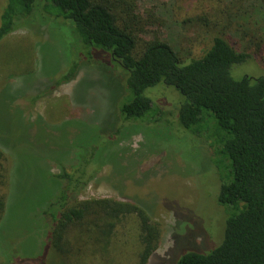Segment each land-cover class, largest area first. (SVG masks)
I'll use <instances>...</instances> for the list:
<instances>
[{"label":"rangeland","instance_id":"1","mask_svg":"<svg viewBox=\"0 0 264 264\" xmlns=\"http://www.w3.org/2000/svg\"><path fill=\"white\" fill-rule=\"evenodd\" d=\"M259 3L134 0L137 50L145 41L161 40L185 56L199 53L219 36L255 59L233 67L234 79L261 76L264 12L257 15ZM4 4L0 0V13ZM68 36L56 25H30L0 42V146L11 166L10 194L0 222V264H24L23 259H30L29 264H70L66 256L67 260L52 256L50 262L48 256L45 263L41 257L42 212L65 185L51 180L48 172L61 174L91 152L93 164L104 166L79 199L108 198L142 207L160 228L158 247L148 264H172L174 245L178 251H210L222 236L226 213L217 203L216 172L197 150L199 139L192 131L178 136V122L173 129L178 138L169 137L163 125L130 129L135 132L126 140L104 139L118 128L127 72L97 49L92 58H80L74 80L55 87L75 57L86 53L71 45ZM153 93L169 96L156 98L167 105L177 101L170 91ZM138 227L135 214L121 217L108 244L100 242L94 249L75 245L81 251L71 257V264H137Z\"/></svg>","mask_w":264,"mask_h":264},{"label":"trees","instance_id":"2","mask_svg":"<svg viewBox=\"0 0 264 264\" xmlns=\"http://www.w3.org/2000/svg\"><path fill=\"white\" fill-rule=\"evenodd\" d=\"M250 1H260L256 12L263 16V0ZM133 5L134 0H5L0 13V42L30 25H56L68 31L66 39L86 53L75 57L55 87L77 77L80 58H92L97 49L108 54L127 72V87L118 112V128L104 139L126 140L135 132L130 129L155 130L163 125L168 126L169 137L178 138L173 131L178 122L176 134L183 137L192 131L196 135L197 150L220 183L217 203L226 215L219 243L208 252L192 248L178 251L174 245L170 250L172 264H264V74L234 79L233 67L255 59L219 36L199 53L185 56L161 40L145 41L138 51ZM169 91L177 100L169 105L156 100L169 96L153 93ZM126 128L129 133L123 134ZM5 154L0 146V222L10 194L11 166ZM93 155L79 158L61 174L48 172L51 180H62L65 185L42 212V260L45 263L49 256L50 262L52 256L61 255L71 264V257L77 258L81 251L75 245L94 249L100 242L108 244L117 221L135 214L141 246L137 264H148L158 247L160 228L142 207L108 198L79 199L104 166L93 164ZM96 234H100L99 239Z\"/></svg>","mask_w":264,"mask_h":264}]
</instances>
